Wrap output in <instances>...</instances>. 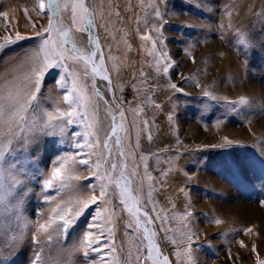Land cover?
<instances>
[{"label": "rangeland", "instance_id": "rangeland-1", "mask_svg": "<svg viewBox=\"0 0 264 264\" xmlns=\"http://www.w3.org/2000/svg\"><path fill=\"white\" fill-rule=\"evenodd\" d=\"M13 1L17 6L20 4L21 11L17 8L14 20L10 22L8 15H12V8L9 2ZM38 3L39 0H0V44H4L8 38L15 40L17 33L26 37L0 50V97L4 98V103H9L6 98L10 91L32 87L25 79L27 68H20L19 64L20 59L38 49L42 38L36 36V32L48 22L47 16H37ZM155 5L159 6L161 12L159 18L154 11L137 17L134 6V40L129 20L122 26L125 59L122 62L124 68L118 66L123 69L118 84L110 71L102 38L96 35L113 89L109 92L102 88L103 99L95 100L100 102L96 101L105 124L110 123L117 107L126 113L127 172L131 174L134 166L136 169V174L130 175L131 194L136 195L143 205L139 217L142 222L140 233H135L133 229L124 227L129 220L135 225V219L123 211L118 198L111 199V204L99 202L101 208L108 209V213L112 212L114 206L116 209L111 217L115 225L116 255H120L121 235L125 238L126 248L129 239L128 247L133 248L135 254L134 242L136 235L142 233L143 212L147 211L154 220V225H150L155 232L153 243L162 256L169 257L170 264H260L264 261V203H261L264 201V0H158ZM159 33L162 36H158ZM72 35L78 47L85 51L91 49L88 43L90 33L73 30ZM143 36L150 39L140 46L142 43L138 38ZM213 39L214 46L219 45L233 52L239 61L243 79L229 74L219 76L216 68L207 71ZM241 39L245 43H239ZM153 41L158 43L154 45ZM154 46L158 49L157 56H160L159 49L163 48L176 67H170L168 73H164L162 67L158 71L156 60L150 54ZM115 54H118L117 51ZM15 61L18 68L8 71ZM165 62V58L160 57V64L164 65ZM80 67L82 69L83 65ZM222 68L220 65L218 70ZM4 69L7 71L4 72ZM61 76L62 68L54 66L45 73L39 91L35 92L32 88L36 97L24 117L28 124L35 122L39 127L31 133H18L17 138L12 139L4 149L0 160V195L6 189L11 190V195L0 201V250L7 258L0 260V264H33L37 250H40L47 264H100L102 259H112L104 244L106 236L100 237L99 252L81 246L86 231H92L94 241L100 236L95 229L88 228L97 205L90 206L77 217L67 232L59 229L62 221L57 213L65 209L68 200H87L90 193L99 196L98 188L95 193L89 189L96 181L87 171L88 166L78 165L80 149L75 145L79 139L81 143L83 140L73 133H83V125H67L61 133L58 127H43L41 123L48 118L46 113H50L56 123L64 122L62 114L69 110V104L63 97L70 95L71 78L68 87L61 88L57 84ZM201 76H204V80L201 79L199 88L196 77ZM232 80L235 85H231ZM87 82L91 83L90 77ZM97 83L106 82L97 78ZM170 84H177L182 91H173ZM116 85H119L118 89ZM240 85L244 86L239 89L243 92L234 91ZM251 85L255 89L250 90ZM116 92H124L130 97L126 107L121 104ZM109 93L115 97L114 100ZM89 95H92L90 89ZM106 101L110 103L106 104ZM134 105L143 109L142 125H139L133 112L130 114ZM166 110L176 120L173 127L167 126ZM146 119L151 127V141L147 138L148 129L144 128ZM187 123L196 126L187 129ZM102 133L99 134L101 138ZM22 135H30L31 139L19 142ZM202 135L205 142L197 141ZM139 136L141 145L138 152L135 144ZM240 136L244 141H239ZM0 138H3V133H0ZM226 141L232 143L226 145ZM5 143L8 141L5 140ZM117 152L118 149L114 147V154ZM65 154L77 159L76 165L72 160L66 161V168L69 169L67 171L65 168L64 173L68 187L58 191L61 182L54 181L53 188H43V180L51 176L54 167L60 166L54 161ZM140 156L146 157L149 175L157 184V210L161 217L166 218L163 225L147 202V188L143 186L142 191L138 188L145 166V160L139 164L137 158ZM25 160L28 161L25 166L27 170L21 171L20 162ZM203 172H209L219 182L216 179L215 183L207 180L202 176ZM178 173L180 177L184 173L189 182L186 177L182 178L179 180L181 185L172 189ZM14 180L19 183L13 186ZM226 184L231 190L225 189ZM112 190L118 193L114 186ZM226 191L233 196L226 197ZM45 194L51 197L48 202L45 201ZM17 198L20 199L19 207L15 206ZM71 206L75 210V203ZM219 207L224 208L223 213H227L224 217L227 218L213 220V217L220 215V211H217ZM120 211L127 214L122 218L121 229L118 222L115 223L116 214ZM40 224L49 226L45 231ZM185 233L194 234L190 243L186 241ZM17 235L20 242L13 249L10 245ZM130 237H133L132 242ZM173 240L176 242L173 243ZM186 249L191 250L190 255H187ZM177 251L181 252L179 258ZM142 264L151 262L142 260Z\"/></svg>", "mask_w": 264, "mask_h": 264}, {"label": "snow or ice", "instance_id": "snow-or-ice-1", "mask_svg": "<svg viewBox=\"0 0 264 264\" xmlns=\"http://www.w3.org/2000/svg\"><path fill=\"white\" fill-rule=\"evenodd\" d=\"M46 3L45 0H39L36 8L37 16H47L48 20L47 24L41 26L40 30L36 32V36L42 38L40 46L20 59L19 64L20 68H27L25 79L32 87H26L23 91L19 89L10 91L6 98L9 103H4V98L0 97V133H3V138H0V160L3 158L4 149L11 144L12 139L17 138L18 133H31L39 127L35 122L28 124L24 117V113L27 112L31 102L36 97L32 88H34L35 92H38L45 73L54 66L61 67L63 76L60 77L57 83L59 87H68V81L71 78L70 95L63 97L64 101L69 104V110L66 114H62L63 123H56L50 113H46L48 118L41 123L43 127H58L61 133L64 132L67 125H83V133L78 131L73 133L75 137H82L83 140L81 143L79 139V142L75 145V147L80 149L77 154L80 157L78 165L88 166L87 171L91 173V177H94L96 181L95 184L89 186V189L95 193L98 188L99 196L93 194L87 200H68L65 209L57 213L62 221L59 229L67 232L69 226L75 222L77 217L81 216L90 206L97 205L93 221L88 225V228L95 229L100 236L94 241L92 240V231H86L81 246L99 252L101 248L100 237L106 236L107 239L104 244L107 246L108 253L112 259H102L100 264H142V260L150 261L151 264H170L169 257L166 255L162 256L157 245L153 243L155 232L150 225H154V220L147 211L143 212L142 233L136 235L135 254H133L132 249L126 248L124 243H121L119 246L120 255L117 256L118 248L114 239V222L111 219L115 215L116 209L114 207L112 212L108 213V209L101 208L99 204V202L107 204L110 203L111 199L118 198L120 205H123V211L135 219V225L129 220L124 225L125 229H133L135 233H140L142 222L139 217L141 216L143 205L136 195L131 194L132 189L130 186L132 180L130 175H135L136 169L134 166L131 174L127 172L128 155L125 150L126 136L124 135L126 132L125 112L117 107L116 112L111 115L110 123L105 126V119L101 118L100 107L95 100V98L103 99L102 88L109 92L113 89L112 80L108 70L105 68V56L101 50L99 38L94 34L97 27L95 21L96 0H91V2H86V0H46ZM152 7L156 17H161L159 6L153 5ZM25 15H27V10ZM69 21L70 23H67ZM160 22L163 23V21ZM73 30L90 33L88 43L91 44V49L85 51L77 46V42L73 39ZM158 36H162V33H159ZM25 38L17 33L15 40L8 38L4 44H0V50ZM141 39L147 41L150 37L143 36ZM156 43L158 41H153L154 45ZM239 43L243 44L245 40L241 39ZM85 48H87V45H85ZM157 50L154 46L150 53L156 60L157 70L159 71L162 67L163 72L168 73L169 68H174L176 65L171 62L163 48L159 49L160 56L156 55ZM160 57L165 58L166 62L164 65L160 64ZM81 65H83L82 69ZM89 77L91 80L90 84L87 82ZM98 77L100 81L106 83L98 85ZM170 87L173 91H182L177 84H170ZM89 89L92 95H89ZM205 95L207 96L208 93H205ZM107 103L110 102L106 101ZM138 111H143V109H133L134 114ZM168 119L171 120L172 116L170 115ZM144 128L148 129L149 135L147 138L151 141L153 137L147 119L144 121ZM101 132H103V138L99 135ZM30 139V135H22L19 142H27ZM5 140L8 141L7 144ZM231 143V141H226V145ZM114 147L118 149L116 154H114ZM135 147H139V137H137ZM140 159L145 160L143 177L151 179L146 157L140 156ZM68 160H72L74 165L77 164L76 157L68 154L57 158L54 163H58L60 166L54 167L51 176L43 180V188H53L55 186L54 181L61 182L58 191L68 187L65 183L64 173L66 161ZM20 163V170L26 171L25 166L28 161L25 160ZM143 177L138 186L141 191L143 190ZM74 178L76 177H70V179ZM15 183H19V181L14 180L13 186ZM113 186L118 189V193L112 190ZM149 188L151 189L152 185H149ZM73 190L76 191L75 186H73ZM8 195H11L10 189H6L3 195H0V201H3ZM147 199L149 202L152 201L151 191L147 193ZM49 200H51V197L45 194V201L48 202ZM73 203H75V210L71 206ZM261 203H264V201H261ZM15 206H20L19 198H17ZM153 210H155V206H153ZM106 213L108 214L106 215ZM156 219H160L163 225L166 218L157 214ZM50 223L51 220L49 225ZM49 225L40 224V228L46 231ZM247 231H251V229ZM192 235L194 234L185 233L187 242L190 243ZM108 241H111V243L109 244ZM19 242V235H17L10 247L14 249ZM172 242L175 243L176 241L173 240ZM94 244L95 248H93ZM185 252L187 255L191 254L190 249H186ZM176 255L179 258L181 252L177 251ZM6 259L3 251L0 250V260ZM33 264H47L40 250L34 253ZM260 264H264V261H261Z\"/></svg>", "mask_w": 264, "mask_h": 264}, {"label": "bare ground", "instance_id": "bare-ground-1", "mask_svg": "<svg viewBox=\"0 0 264 264\" xmlns=\"http://www.w3.org/2000/svg\"><path fill=\"white\" fill-rule=\"evenodd\" d=\"M86 2H91V0H86ZM158 2V0H96V9L99 11V14H98V11H97V15L95 16V21H96V24H97V27L95 29V32L94 34L95 35H98L102 38V42H103V45H104V49H105V53H106V57H107V62H108V65L110 67V71L113 75V79L115 81V83L118 84V78H120V75L122 74L121 72L123 71L122 68L118 67V66H122L124 68V66L122 65V62L123 60L125 59L124 57V50L122 49V47L125 45L124 41H123V32H124V29L122 30V26H124V22L125 21H128L130 22L132 28H133V33H132V37H133V40H134V6L136 7L137 9V17H141L142 15H145L149 13V11H151L152 13V6L155 5L156 3ZM9 4L11 5L10 8H12V15L9 14L8 17H9V21L10 22H13L14 20V16H15V13L17 11V8L19 11H21V9L19 8L20 4L17 6L15 4V1L13 2H9ZM23 4L25 5V2H23ZM148 7H151L150 10H148ZM101 8V9H100ZM152 18V17H151ZM21 19V18H20ZM10 24V23H9ZM19 29V28H18ZM17 29V30H18ZM21 30V29H19ZM25 31V29H24ZM23 32V30H22ZM99 32V33H98ZM129 32V31H127ZM131 32V31H130ZM21 33V32H20ZM31 35V34H30ZM29 36V35H28ZM32 36V35H31ZM84 38L86 39V35H84ZM83 38V39H84ZM87 40V39H86ZM138 41L139 43H142L140 44V46H143L144 45V40H142L141 38H138ZM212 44H211V48H210V54L208 55L210 60H209V63H208V66L207 67V71L209 70L210 71H214L215 68H216V73L217 75L220 76V74H229V75H233L234 77H239V79H243L241 77V74H240V66H239V61L235 59V56L233 54L232 51H229V50H226L222 47H220L219 45H215L214 46V39L212 40ZM134 43V42H133ZM90 48V47H89ZM117 51L118 54H115V52ZM149 51V50H148ZM134 52V50H133ZM216 54H219V56L217 57ZM110 57V58H109ZM173 60V59H172ZM176 60V59H174ZM175 62V61H174ZM177 62V61H176ZM218 63V66H216V64ZM12 66L8 69L11 70V69H17V63L16 61L15 62H12ZM210 64V65H209ZM223 66V68L221 70H218L219 67ZM204 67V66H202ZM6 69H4L3 71H5ZM200 72V71H199ZM204 76H201V77H196V81H199L197 82L199 85V88H201V79L204 80L203 78ZM99 79V77H98ZM234 80L231 81V85H235V83L233 82ZM247 82L249 80H246ZM222 83V82H221ZM241 83L243 84V81L241 80ZM246 83V82H245ZM100 84V83H99ZM227 84V83H226ZM255 84V83H254ZM229 85V84H228ZM119 86V85H116V87ZM256 86V85H255ZM244 88L243 85H240V86H237V88L234 89V91H237V92H243V90H239V89H242ZM256 88H258V86H256ZM118 89V87H117ZM127 89V88H126ZM248 89V88H247ZM249 89L250 90H253L255 89L254 88V85H251L249 86ZM208 89H204L203 91L207 92ZM195 90H192V92H194ZM118 92V90H117ZM116 92V93H117ZM129 92V91H128ZM196 92V91H195ZM211 92H214L211 90ZM191 93V92H190ZM198 93V92H197ZM236 94V93H235ZM132 95V94H131ZM113 97L112 93H109V97ZM117 96L118 98H120V102L122 105H124V107H126V103L129 102V99L130 97L127 96V95H124V92H121V93H117ZM136 99V98H135ZM113 100H114V97H113ZM133 100V99H132ZM169 100V99H168ZM166 101V102H169V101ZM98 103L99 100H96ZM160 103V102H159ZM140 105V104H139ZM128 107V106H127ZM134 109H141L139 106L137 105H134ZM127 110V109H126ZM133 112V110H130V114ZM126 114V113H125ZM142 111H138L136 112L134 115H136V118L138 119L139 121V125H142L141 123V119H142ZM165 114H167V118H166V123H167V126L168 127H173V122H174V116L173 114L166 110ZM172 116V119L169 120L168 117L169 116ZM130 117V116H128ZM127 117V118H128ZM129 120V119H128ZM131 120V119H130ZM158 121V120H156ZM176 121V120H175ZM132 122V120H131ZM108 123V122H107ZM128 123V121H127ZM129 124V123H128ZM132 124V123H130ZM107 125V124H105ZM215 125V124H214ZM193 126H196V124H193V123H187L186 125V128L187 129H190L192 128ZM130 128V126H129ZM225 131V130H224ZM226 132V131H225ZM142 133V132H141ZM140 133V134H141ZM103 134V133H102ZM37 136V135H36ZM130 136V135H129ZM204 135H202L201 137L197 138L196 140L197 141H204L205 140H202V137ZM140 138L141 136H139V145H141L140 143ZM204 138V137H203ZM225 138V137H223ZM239 138H241L239 141H242L243 140V136H240ZM205 139V138H204ZM244 141V140H243ZM130 142V141H129ZM129 145V144H128ZM130 150V149H129ZM134 150V148H133ZM140 151V148L138 147V152ZM131 158V157H130ZM133 159V158H132ZM139 160V164H141V159L140 158H137ZM136 161V160H135ZM135 163V162H134ZM173 166V165H172ZM170 166V167H172ZM166 167H169L168 165ZM69 169V168H68ZM68 169L66 168V170L68 171ZM176 171V170H175ZM184 171V169H183ZM196 173H200V172H196ZM204 174L202 176H205V178L207 180H210L212 182L214 181H218L217 178H213L211 177L212 175L209 174V172H203ZM208 173V174H207ZM180 174L178 173L176 175V178L174 181V183L172 184V189H174L175 187H178V185L180 186L181 183H179V180L181 181L182 178H185L187 182H189V178L187 176L184 175V173H182V177L179 176ZM211 175V176H210ZM216 179V180H215ZM143 186L146 189V192L148 193L149 191L152 192V201L149 202L148 199H147V202L149 204V206L151 207V210L153 211V213L157 216V214H159L158 210H157V205L159 203V197L157 196L156 194V191H155V187H156V183L154 184V181H153V178L151 177V179H148L147 177H143ZM172 182V181H171ZM192 182V180H191ZM219 182V181H218ZM215 183V182H214ZM170 184V183H169ZM199 184V183H198ZM149 185H152V188L150 189L149 188ZM225 186V189H230V187L226 185ZM171 187V186H170ZM157 188V187H156ZM171 189V190H172ZM214 189V187H213ZM231 190V189H230ZM142 193V192H141ZM85 194V193H84ZM83 194V195H84ZM89 194V193H88ZM92 193H90V196H91ZM180 194V192H179ZM87 195V193H86ZM88 196V195H87ZM89 196V197H90ZM182 196V195H181ZM226 197H230L233 196L232 193H230L229 191H226V194H225ZM78 197V196H77ZM173 197V196H172ZM182 198V197H181ZM178 200V199H177ZM183 200V198H182ZM112 203V202H111ZM110 203V204H111ZM153 206H155V210H153ZM115 207V206H114ZM227 209H230V208H227ZM118 211V210H117ZM217 211H220V215H217V217H213L212 219L213 220H223L224 218H227V217H224L227 213H223L225 212L224 208H217ZM116 213V212H115ZM127 214H125L123 211H120L119 213L116 214L117 218H115V223L117 224L118 222V228L121 229L122 226H123V221H122V218H125ZM129 217V215H128ZM118 220V221H117ZM160 224H161V220L158 219ZM212 221V220H211ZM115 226V225H114ZM116 229V228H115ZM117 230V229H116ZM121 235V234H120ZM125 236V235H124ZM261 237V236H260ZM127 238V237H126ZM133 238V237H130V239ZM120 244L121 243H125V238L123 239L122 238V235L120 236ZM131 242H132V239H131ZM130 242V243H131ZM128 244H129V239H127V242H126V245H127V248L128 247ZM134 245H136V243L134 242ZM260 245V244H259ZM126 247V246H125ZM133 250V248H132ZM146 262V261H145Z\"/></svg>", "mask_w": 264, "mask_h": 264}]
</instances>
